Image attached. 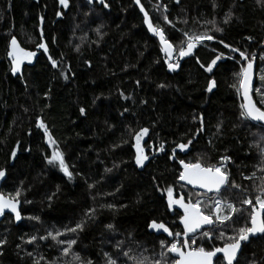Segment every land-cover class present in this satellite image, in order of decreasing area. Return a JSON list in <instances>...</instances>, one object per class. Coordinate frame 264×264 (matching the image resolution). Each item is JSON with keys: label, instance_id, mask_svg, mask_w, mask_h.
I'll list each match as a JSON object with an SVG mask.
<instances>
[{"label": "trees", "instance_id": "trees-1", "mask_svg": "<svg viewBox=\"0 0 264 264\" xmlns=\"http://www.w3.org/2000/svg\"><path fill=\"white\" fill-rule=\"evenodd\" d=\"M105 2L108 8L97 0L91 4L68 0L67 7L59 0H0V168L6 172L0 192L8 197L20 189L16 199L22 213L18 225L9 215L0 221V240L5 241L0 245V264H107L109 258L116 264H134L129 256L144 259L145 264H172L168 252L161 257L160 241L171 242L173 237L148 226L155 221L182 233L180 213L168 208L167 187L173 188L174 198L182 196L185 202L204 199L203 206L211 208L213 200L221 199L247 208L241 201L248 198L255 203L264 185V127L240 117V94L231 86L236 83L234 73L246 62L237 63L239 52L220 43L246 51L252 60L251 97L264 110L262 95L257 94L264 86L260 79L264 4L257 0ZM141 6L173 43L174 64L185 32L215 38L196 45L170 71L156 37L144 26ZM165 16L172 23H166ZM217 27L222 31L216 32ZM13 37L34 53L16 78L7 59ZM41 43L47 51L37 46ZM221 53L224 56L212 71H205ZM209 81L215 82L211 90ZM38 118L54 145L46 140ZM141 129L148 130L139 142L147 159L137 166L135 135ZM178 144L188 147L181 150ZM54 149L63 154L71 177L58 163H48ZM180 160L199 161L205 167L223 161L227 185L217 194L180 185ZM232 181L241 188H234ZM232 216L231 222H225L227 227L216 222L202 229L212 232L211 237L202 238L201 230L197 232L195 246H223L232 229L248 219L247 212ZM82 220V230L65 232ZM56 231L63 233L57 240H76L69 254L62 251L66 244L47 235ZM32 237L36 239L29 243ZM175 239L182 243L189 238ZM252 261L264 264V235L243 245L238 264ZM215 264H222V258Z\"/></svg>", "mask_w": 264, "mask_h": 264}, {"label": "snow or ice", "instance_id": "snow-or-ice-1", "mask_svg": "<svg viewBox=\"0 0 264 264\" xmlns=\"http://www.w3.org/2000/svg\"><path fill=\"white\" fill-rule=\"evenodd\" d=\"M137 5L140 4V0H135ZM179 2V0H177ZM59 3L65 7L68 6V0H59ZM88 3H92V0H88ZM97 3L103 5L104 8H108L110 5L105 2V0H97ZM258 4H264V0H257ZM215 3H213V7H215ZM140 11L144 13V24L147 25L148 31L152 33L155 37L159 39V43L161 45V51L164 52L169 60L172 57L174 45L166 38L164 30L161 29L158 25H153L149 21L148 13L145 12L144 8L141 6ZM59 16L60 13L57 12ZM230 14L226 15L225 22L228 21ZM164 20L166 23H172L165 16ZM207 23H214L213 21H208ZM216 32L222 31L220 28H215ZM185 40L181 41V46L178 47L179 57H185L192 53V49L196 47L198 43L203 42L204 40H212L215 37L208 35L207 33H184ZM250 39V38H249ZM186 42V47L183 46ZM223 44L224 48L230 50V52H239V59H237V63H241V61H245L246 63L242 64L238 73H234L236 77V83L231 85L236 88L238 94H242L244 98V102L240 105V117L244 120H251L255 122H264V110L261 107H257L255 103L252 102L251 97L249 96L250 84L253 78V62L248 58L246 51H240L237 48L232 47L231 45L225 43L223 40L220 41ZM40 48H44L47 51L45 45L43 43L37 45ZM9 58L12 61L11 71L15 74L19 71L20 62L23 59H30L34 53L26 52L24 49L20 48L17 43L15 37H13L10 41V48L7 52ZM224 56L223 53L217 55L205 68V71H212L213 65L217 63L218 60H221ZM51 60V57H49ZM228 59H234L232 56H228ZM169 60H165V64H167L168 69L175 70L178 67V64H174L169 62ZM52 66L56 67V61L52 60ZM199 63V60L197 61ZM204 67V65H201ZM260 79L264 82V70L260 75ZM164 85H160L163 87ZM215 86L214 81L208 82V89L211 90ZM257 94L262 95V99L260 101L261 104H264V86L261 89H257ZM81 114L85 113V109H80ZM37 123L41 128H44V125L40 122L39 118L37 119ZM220 125H217L219 128ZM147 129H141L140 132H137L135 135V139L137 141L135 147L137 150V155L135 157V162L137 166L143 164L144 160L147 159V156H144L143 149L140 147V140L142 133H146ZM44 135L46 140L49 141L50 146L55 144V141L51 140L48 134L47 128H44ZM191 143V141H189ZM177 147L181 150H184L188 147L187 144H178ZM264 151V149H262ZM16 155V149L13 148L12 156ZM172 157H169L171 159ZM222 159L227 160L228 157H223ZM47 161L49 164H59L60 169L64 172L66 176L71 177L72 173L69 172L68 167L65 164L63 154L58 150L54 149L52 155L47 157ZM179 163L182 166V171L179 173L178 179L181 181H185L187 184H191L194 186H198L199 188L206 189L209 192L219 193L222 189V186H226L229 180V174L226 171H222L223 165L212 166L209 165L207 167L203 166L199 161L196 163H185V161L180 160ZM4 169L0 168V177L4 176ZM232 186L234 188H241L240 185L236 184L235 181H232ZM92 185H89L91 188ZM167 203L168 208L172 209L173 205H178L183 209V216L180 217V222L183 225V233L176 232L173 233L169 230L168 227L165 226L164 223H157L155 221L151 222L148 226L151 229L158 230L162 229L164 233H167L168 236L173 237L171 242L167 240H161L160 246L163 249L161 251V257L165 256V251L168 253H174L178 259H174L172 264H215V260H221V256L218 254H222V264H234L237 262L238 264V252L242 248V244L245 242H249L250 238L257 236V234L264 235V185L260 186L258 189V193L254 197L255 203L248 198H244L241 201V204L247 206V208H236L231 202L222 201L221 199L213 200V207L208 208V205L205 204L203 207L208 208L207 214L202 210L201 200L197 199L195 202L188 200L185 202L184 197L174 198L173 196V188L171 186L167 187ZM20 195V189H17L14 195H9L7 198L4 195H0V215L4 214L5 209L9 210L14 214L16 220L21 219L20 212L17 209L18 200L16 197ZM222 204L226 205L230 211L227 214H223ZM107 207L111 208L112 205H107ZM92 212V209L88 210ZM237 212H247L248 219L244 225L239 226L238 228L232 229V235L227 238L222 247H212L211 249H206L203 246H198L192 248L191 245L196 243L194 237H190L189 239L184 240L182 243L178 242L175 237L178 236H188L189 233H196L197 230L201 229L202 225H213L216 222H219L221 225L227 227L225 222H231L233 219L232 213ZM87 216V213H85ZM214 217V218H213ZM32 219L38 220V217H32ZM84 221L77 222L74 227H66L65 232H76L77 230H82ZM108 229H112V225H106ZM63 233L60 231H56L55 234L52 232H48L47 235L51 237L58 244H66L67 246L63 248V254H69L72 246L76 243L74 239L68 240H57L58 236H61ZM212 232L210 231H202L201 237H211ZM225 236V232L221 231L219 234V238H223ZM36 237H32L29 240L31 243L32 240H35ZM40 239H45V237H40ZM191 241V242H189ZM5 241L0 240V245L4 244ZM119 245V242H118ZM117 245V247H118ZM185 249H191L185 251ZM31 255V254H29ZM73 257L79 260V256L76 253H72ZM108 255L107 253L105 254ZM125 256H128V253H124ZM215 258V260H214ZM129 259L134 260V264H145L144 259L135 260V258L130 257ZM146 259V258H145ZM36 264V262H34ZM87 264H92L91 261H88ZM107 264H116L115 260L109 258L107 260ZM154 264H162L161 261H155ZM251 264H256L255 261H252Z\"/></svg>", "mask_w": 264, "mask_h": 264}, {"label": "water", "instance_id": "water-1", "mask_svg": "<svg viewBox=\"0 0 264 264\" xmlns=\"http://www.w3.org/2000/svg\"><path fill=\"white\" fill-rule=\"evenodd\" d=\"M99 4H100V3H99ZM135 4L137 5L136 2H135ZM141 13H142V16H143V22H144V13H143V12H141ZM149 21H150V19H149ZM144 26H145L146 29L148 30L147 25L144 24ZM149 34H150V35H153V34L150 33V32H149ZM156 39H157V41H158V43H159V39H158L157 37H156ZM10 41H11V40H10ZM17 43H18V45L20 46V48H22L21 45H20V43H19L18 41H17ZM159 45H160V43H159ZM9 48H10V42H9V44H8L7 52L9 51ZM160 48H161V45H160ZM22 49H23V48H22ZM25 51H26V50H25ZM26 52H27V51H26ZM163 53H164V52H163ZM164 55H165V57H166V60H169V57H168L165 53H164ZM7 59H8V61L10 62V68H11V67H12V61H11V58L8 57V55H7ZM175 59H176V57H175V49H173V54H172V57H171V59L169 60V62L173 63V62L175 61ZM27 61H28V59H23V60H21V62H20V66H19V71L16 72V73L14 74V73L10 70L11 75H12L13 77H15V78H16V77H21V76H22V69H23V66L27 63ZM181 61H182V58L179 57V61L177 62L178 67L180 66ZM178 67H176V68H178ZM254 83H255V70H254V67H253V78H252V82H251V84H250V89H249V96H250V97H251L252 89H253V87H254ZM240 99H241V102L243 103V102H244V98H243V95H242V94H240ZM251 99H252V97H251ZM252 102H253V101H252ZM250 121H251V120H250ZM251 122H253V123L257 124V125H260V126H263V127H264V122H255V121H251ZM179 167L181 168V171H182L183 169H182V166H181L180 163H179ZM4 172H5V171H4ZM5 179H6V172H5L4 176L0 177V189H1V186H2V184L4 183ZM178 182H179L180 185H182V186H184V187H187V188H189V189L195 190V191L203 192V193H206V194H217L216 192H209V191H207L206 189L199 188L198 186H194V185H191V184H187L185 181L178 180ZM223 187H225V186H222V188H223ZM0 195H3V194L0 192ZM6 198H7V197H6ZM18 201H19V200H18ZM173 208H174L176 211H178V212L180 213V217L183 216L184 213H183V209H182V208H180L178 205H173ZM17 209H18V211L20 212V215H21V219H20V220H16L14 214L11 213L9 210L5 209L4 214L0 215V221L3 219V217H4L5 215H9V216L12 217V219H13L15 225L20 224L21 221H22L21 202H20V201H19L18 204H17ZM262 215H264V214H262ZM178 224H179V226L181 227V229H182V233H183V225H182L181 222H180V218H179V220H178ZM205 227H206L205 225H202L200 230L204 229ZM200 230H197V232H200ZM197 232H196V233H197ZM196 233H189L187 237L182 235V238H190V237H193ZM260 236H262V235H261V234H257V236L250 238V240H251V239H256V238H258V237H260ZM247 243H248V242H245V243L242 244V248H241V250L238 252V256H239L240 253L242 252L243 245H244V244H247ZM221 247H222V246H221ZM187 250H190V249H185V251H187ZM168 254H169V256L172 257L173 259H178V258H179V257H177L174 253H168ZM218 255H220L221 258H222V254H218ZM214 260H215V258H214ZM215 261H216V260H215ZM234 264H235V262H234Z\"/></svg>", "mask_w": 264, "mask_h": 264}, {"label": "rangeland", "instance_id": "rangeland-1", "mask_svg": "<svg viewBox=\"0 0 264 264\" xmlns=\"http://www.w3.org/2000/svg\"><path fill=\"white\" fill-rule=\"evenodd\" d=\"M185 41H186V40H185ZM222 164H224L223 161H222ZM223 170H224V166H223V168H222V171H223ZM204 201H205L204 199L201 200V205H200V206L202 207V210L205 211V213L207 214L208 211H206V209L203 207ZM210 205L213 207V203L210 204ZM222 209H223V214H227V213L230 211V209H228V208L226 207V205H223V204H222ZM213 218H214V217H213ZM205 226H206V225H205Z\"/></svg>", "mask_w": 264, "mask_h": 264}, {"label": "built area", "instance_id": "built-area-1", "mask_svg": "<svg viewBox=\"0 0 264 264\" xmlns=\"http://www.w3.org/2000/svg\"><path fill=\"white\" fill-rule=\"evenodd\" d=\"M202 43V42H201ZM201 43H198L197 45H202ZM192 248H195V247H197V246H195V244H192V246H191ZM191 250V249H190Z\"/></svg>", "mask_w": 264, "mask_h": 264}]
</instances>
